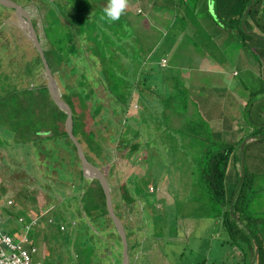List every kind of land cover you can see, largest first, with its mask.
<instances>
[{
	"label": "trees",
	"instance_id": "1",
	"mask_svg": "<svg viewBox=\"0 0 264 264\" xmlns=\"http://www.w3.org/2000/svg\"><path fill=\"white\" fill-rule=\"evenodd\" d=\"M30 1H40L46 7L44 15L46 23L43 24L44 36L41 47L53 76L62 87L61 96L71 107L73 134L81 144L85 143L87 149L95 154L99 162L84 150L87 159L98 167L101 162L110 161L109 152L112 149L102 145L101 141L106 138L101 137L100 133L97 136V131L88 128L90 125L97 126L95 115L103 112L101 119L107 120L104 127L108 130V138L111 141H117L120 145H129L134 144L135 139L141 136L134 127L128 125V123L134 122L126 117V111L133 100L134 92L138 95L137 99L135 98L136 102L142 101L143 96L146 99L154 98L150 104H157L159 101L158 109L162 105L170 108V103L175 97L186 99V87L180 84L179 77L174 73L172 76L162 75L166 71H172L168 58L163 57L167 60L165 66L159 63L162 54L159 58L155 57L154 60L151 58L154 57L152 50L157 47L161 39H166L177 32L181 34L179 40L181 39L184 26L193 25L191 15L204 13L205 16L212 18L217 26H220L222 32L220 35H223V39L230 41L226 45H236L238 50L247 49L248 60L251 64L255 63L254 69L259 67V69L256 68L259 74L249 76L250 69H248L249 72L247 70L242 72L241 61H238L239 65L235 71H237L236 78L239 84L244 85L241 78L246 80L251 78L255 81L253 89L249 91L248 98L245 94H240L245 97L241 115L246 119L248 126L252 128L253 131L249 135L254 139L245 143L243 149L238 152V145L245 140L247 135L237 141L234 140L237 131H231L229 123L232 111L225 108L229 103L235 106L236 101L229 90L213 86L214 88L204 89L208 91L209 98L207 102L201 103L210 105L211 111L217 109L218 114H212L210 119L224 118L222 113L228 111L229 118L225 117L224 122L225 124L229 123L230 128H223V133L220 135L217 134L219 132H216L218 138L214 137L215 133L203 115L204 108L202 110L196 108L195 115L199 116V122L196 120L194 126L190 125L187 128L185 125L173 128L177 133L180 132L183 136L182 140L170 142L168 149L162 151L165 156L163 160L159 158L160 151H156L152 158L158 159L157 162L161 165V169L170 170L173 166L180 169V189H185V195L181 192L180 196L183 198L179 201L185 205L175 208L177 216L179 211L184 217L194 212V215L197 216L208 215L215 224H219L220 232L216 230L214 240L211 241L213 253L211 252L209 257L210 264H264V74H260L264 72V0H150L152 5L158 8L157 10L167 11L168 14L165 23H160L162 29L153 24L150 31H141L131 25V13L128 10L117 22L94 23L91 22L92 19H83V12L86 13L87 18L90 11L77 10L82 5L85 7L81 0H69L67 4H64L66 3L64 0H26L21 4L25 6ZM98 1L93 0L91 4L94 5ZM107 2L108 0L101 3L103 8L106 7ZM138 5L143 6L144 4L141 2ZM196 5H204L206 11H195ZM102 11H97L96 14L100 13L101 16ZM178 12L180 15L176 17V20L180 22L181 26L176 32L173 30L176 25L173 16ZM32 22L36 29L35 22ZM192 31H196L194 35H197L198 38L193 41L200 52L203 50L211 56L219 58V61L225 60L226 63H229L227 57L214 43L213 37L204 32L201 36V30L193 29ZM186 32L189 33L190 30ZM38 38L41 40L39 34ZM78 58L81 60L82 66L74 62ZM223 65L221 66L225 68ZM23 67L22 80H26L28 75L31 83H34L33 85L11 83L6 75L7 79L5 78V80L8 83L5 84L7 87L5 84H0L2 91L0 93V125L7 129L4 135H9L7 137L17 140L16 144L20 146H25L28 143L26 141L31 139V143L36 146L34 153L45 152L48 156L47 167L55 169L53 163L62 160L60 157H55L49 150L41 148L45 142H48L47 139L54 146L50 150L56 151L61 146L68 155L70 153L75 155L74 159L70 161L72 166H80L75 145L64 127L66 114L52 100L46 81H40L37 76L39 67L43 68V65L35 48L32 59ZM228 68L230 69L232 66ZM159 75L165 78L163 84L167 89L169 87L171 90L176 89L173 95L165 97L164 93L160 94L156 91L154 83ZM97 84H101L109 96V110L96 95L94 86ZM238 88L241 86L239 85ZM226 91H229L227 96ZM176 105L178 106V103L174 102L173 107ZM205 109L208 110L206 106ZM108 111L115 118L114 122L108 121L106 117ZM145 116L148 119L142 120H149V123H153L149 115ZM177 116L179 115L176 114L173 118L176 119ZM176 121L175 125L181 121V117L180 121L177 119ZM112 124L115 125L113 129H111ZM41 132L47 134L40 136ZM230 132L232 135L229 134ZM193 141L199 144V151L192 155L191 142ZM143 161L146 162L147 158H143ZM239 162L240 166H237ZM74 171H71L73 176H80L82 180L87 181L85 185L80 186V190L75 189L76 187L73 188L78 193L81 191L80 195L78 193L70 194L72 195L71 200H74L75 203L77 200L79 202L70 210V217L64 212L55 213L56 210L50 217L49 215L42 216L46 219H41L39 216L37 222L45 220L47 224H51L56 221L58 229L61 227L65 229L66 218L67 221L76 223L77 221H73V218H76L79 215L77 211L81 213V210L90 218L100 219L99 223L102 222L104 216H108L111 220L107 214L105 197L99 181L95 178H86L81 167L78 168L77 173ZM192 172L197 174V178H193L192 181L197 186L196 195L193 193L191 185L186 182L188 179H182L183 174L188 176ZM148 176L149 180L142 179L144 181L142 184L134 182V191L139 197L149 196L148 199L151 201L152 194L148 188L156 187L159 177L152 175L146 177ZM121 187L124 198L135 199L134 194L127 187L125 188V185H121ZM70 195L66 199H69ZM30 198L34 200L33 197L30 196ZM112 200L114 202V199ZM175 202L174 204L178 205L179 202L177 200ZM188 204H191L194 209L186 208ZM205 205L214 207L207 206V210H204L206 209ZM2 210L7 214L0 217V236L10 237L13 243L22 244L29 251L36 244L35 233L32 237V227H36L37 222L26 231L25 226L27 221L30 222V218L25 213L22 212L21 216L20 211L18 215V209L15 206L11 209L2 208ZM12 215L16 218L13 220L14 225L10 227L7 219ZM168 215L173 216V211L169 210ZM157 217H161V215ZM17 223L21 224L22 229H17ZM173 224L171 233L174 229ZM113 227L114 225H111L110 228ZM110 228L108 232L112 234ZM25 231L26 234H24ZM25 235L26 239L23 240ZM117 236L121 242L119 234ZM1 246H5V244L1 242ZM128 247L129 253H131L132 244H128ZM5 249L9 250L8 247ZM77 250L76 257L83 254V247L80 243ZM119 257L121 258V253ZM205 261L206 259L203 260L204 263Z\"/></svg>",
	"mask_w": 264,
	"mask_h": 264
},
{
	"label": "rangeland",
	"instance_id": "2",
	"mask_svg": "<svg viewBox=\"0 0 264 264\" xmlns=\"http://www.w3.org/2000/svg\"><path fill=\"white\" fill-rule=\"evenodd\" d=\"M13 1L21 4L26 0ZM81 1L85 4V7L82 5L77 10L90 11L87 14L89 15L87 18L86 13L83 12V19H92L91 22L99 23L101 21L100 13L96 14V12L102 11L103 6L101 3H104L106 0H99L94 5L91 4L93 0ZM64 2H66L64 4H67L69 0H64ZM141 2L143 4L148 3L147 0H141L140 2L138 0H130L128 11L131 13V25L141 31H150L153 24L161 28L160 23L164 24V21L167 19V11H157L152 8L144 9L143 6L138 5ZM23 7L28 12L31 21L35 22L42 42L44 36L43 24L46 23L44 17L46 12L45 5L40 1H30ZM195 11L205 12L206 10L204 5H196ZM179 15L180 12L173 16L175 20ZM130 18L128 19L130 20ZM191 20L193 25L184 26V33L180 40L179 36L181 34L177 30L181 25L176 20L175 29L173 30L177 33H173L168 38L166 37V39H161L157 47L152 50L153 54L151 52L152 56H154L151 58L152 60L155 57L159 58L162 54L161 58H159L160 65L165 66L167 63L165 59L166 57L168 58L172 71H166L162 75L169 74L172 76L173 73L176 74L179 77L180 84L186 87V99L175 97L170 103V108L162 105L158 109L160 105L159 101L157 104H150L154 98L146 99L143 96L142 101L138 100L136 102L138 95L134 92L132 95L133 100L126 111V117L134 122L132 124L128 123V125L134 127L141 135L140 138L137 137L135 139L136 142L134 144L120 145L119 142L111 141L108 138L109 132L104 127L107 120L101 119L102 111L94 117L97 126L90 125L88 127L92 131H97V136L100 133L101 137L106 138V140L103 139L101 141L102 145L112 149L109 152L110 161L101 162L100 168L107 176L114 204L119 205L120 203L121 205L117 207L116 213L119 216L121 214L120 218L125 227L128 244H132L129 257L130 264H210L211 262L209 260V257L213 253L211 247L213 243L211 241L214 240L213 237L216 230L220 232L219 224H215L208 215L197 216L194 215V212L184 217L181 211H179L180 213L177 216V209L175 208L185 205L179 201L182 198L180 196L181 192L185 195V189H180V169H177V166L171 167L170 170L167 168L161 169V165L157 162L158 159L152 158L156 151H160L159 158L163 160L165 156L162 151L168 149L167 147L170 142L172 140L177 142L182 140L183 136L173 128L183 127V125L186 126L185 128L190 125L194 126L196 120L199 122V116L195 115L196 108H199V110L204 108L203 115L209 126L212 127L215 133L214 137L218 138L217 134L221 135L223 128H230L229 123L231 124V131H237L235 141L247 135L245 140L241 141V144L239 142L238 152L243 149L242 147L245 143L254 139V137L249 135L253 131L252 128L248 126L246 119L241 115L245 105V97H242L240 94L243 93L248 98L249 91L253 89L255 81L251 80V78L250 80L241 78L244 85L239 84L236 78L237 71L235 70L239 65L238 61H241L242 72L243 70L249 72L248 69H250L249 76H257L259 71L256 68L259 69V67L254 69L255 63L251 64L249 62L246 48L238 50L236 45H226L230 41L223 39V35H220L222 33L220 26H217L212 18L210 19L201 12L200 15H191ZM193 29L201 30V36L204 32L208 36L213 37L214 43L222 54L227 57L226 59L229 60L230 65L225 60L219 61V58L211 56L208 52H204L203 50L200 52L193 41V39L198 38L197 35H194L196 31H192ZM188 30H190L189 33L186 32ZM185 39L186 41L184 42ZM209 42L212 44L211 41ZM33 53L34 47L28 36L25 24L23 25L20 22L13 8L0 5V84L4 85L9 81L19 85H25L26 83L30 86L33 85L34 83H31L28 75L26 80H22L21 78V75L23 76V66L25 63L30 62ZM74 62L82 66L79 58L75 59ZM231 66L232 68L229 69L228 67ZM260 74L263 75L264 72ZM5 75L8 81L5 80ZM37 76L40 81H46L43 68L39 67ZM241 77L244 76L241 75ZM164 81L165 78L163 76H157L154 83L156 91L160 94L164 93L165 97L173 95L176 89L171 90L170 87L167 89L163 84ZM57 84L61 92L62 87L58 81ZM239 85L241 88H238ZM5 86L7 87L6 84ZM213 86L224 87L226 90H229L236 101L235 106L229 103L225 107L232 111V118H230V122L227 124H225L224 119L225 117L229 118L228 111L222 113L225 116L224 118L210 119L212 114H218L217 109L211 111V106L204 104L208 109L206 110L203 103H201L203 101L207 102L209 98L208 91L204 89L214 88ZM94 88L100 101L109 110V96L105 93L102 85L97 84ZM229 91H226V96ZM203 96L204 98L202 99ZM174 102H177L178 106L173 107ZM181 107L182 109H180ZM219 113L221 114V112ZM176 114L181 117V121L179 116L176 117L180 121L177 125H175L176 119L173 118ZM145 115H149L153 123H149V120H142L148 119ZM106 117L108 121H115V118L109 111L106 112ZM114 126L112 124L111 129ZM168 127L170 129H167ZM6 131L7 129L3 125H0V185L10 187L8 192H2L4 194L2 195V199L11 198L14 206L18 209V215L21 211V216L22 212L25 213L30 218V221L33 219V221H37L39 216H41V219H46V217L42 216L49 215L50 217L56 210L55 213L61 214L64 212L70 217V210L75 204H79L78 200L76 203L74 200H71L72 195L70 194H77L78 191H74L73 188L76 187L75 189L80 190V186L85 185L87 181L82 180L80 176H73L71 173L74 170V173H77L80 167L78 165H74L73 167L70 163L75 155L73 153L68 155L66 150L61 146L56 151L50 150L54 146L47 139L48 142H45L40 147L49 150L55 157L62 159L57 163H53L56 167L55 169L47 167L48 156H46L45 152L34 153L36 146L34 143H31V139L26 141L28 143L25 146H20L16 144L17 140L7 137L9 135H4ZM216 132L219 133L216 134ZM46 134L45 132H41L40 136ZM229 134L232 135L231 132ZM229 134L228 137H230ZM199 138L201 140L200 136ZM191 144V154L198 153L199 144L195 141L191 142ZM82 146L89 156L99 162L95 154L87 149L85 143H82ZM143 158H147V161L144 162ZM237 166H240V162ZM147 175L159 177L156 187H152V189L148 188L149 191H152L150 192L152 194L151 201L148 199L149 196H145L148 200L136 197L135 202L128 204L127 199L123 196L124 192L121 185H125V188L127 187L133 193L132 190H135L134 182L142 184L144 182L142 179L149 180L150 177H146ZM185 178L188 179L186 182L191 185L192 191L196 195L197 186L192 181L193 178H197V174L194 172L188 176L183 174L182 179ZM80 192L78 193L79 195L81 194ZM69 195L70 198L66 199ZM30 196L34 200L30 198L31 201H29ZM176 200L180 204H173ZM194 200H196L195 197ZM205 206L206 209L204 210H207V206L214 207L212 205ZM186 208H189V210L194 209L191 204H188ZM169 210L173 211V216L168 215ZM1 211V216H6L7 212ZM77 213L79 215L73 218V221H77L76 223L67 221L66 218L64 221L65 229H58L56 221L47 224L45 220H39V226L32 227V234L34 231L39 234L44 232L46 240H49L47 244L48 249L45 247L44 251H42L43 247L41 246L45 245V241L42 238L41 240L38 239L39 241L37 240L38 243L36 245H40V254H45V251L47 252V255L42 259V264H121L119 256L122 251V244L114 227L110 228L113 224L108 216H104L102 222L99 223L100 219L90 218L83 210H81V213L78 211ZM159 215L161 217H157ZM55 219L57 220L56 217ZM13 220L14 218L10 221L13 222ZM26 224L33 225V223H29L28 221ZM172 224L174 225V229L171 233ZM17 225V229H22L20 223H17ZM46 225L48 226L47 230ZM109 228L112 230V234L108 232ZM79 243L83 247V254H79L76 257L75 253L78 251L77 247ZM205 259L204 263L203 260Z\"/></svg>",
	"mask_w": 264,
	"mask_h": 264
},
{
	"label": "water",
	"instance_id": "3",
	"mask_svg": "<svg viewBox=\"0 0 264 264\" xmlns=\"http://www.w3.org/2000/svg\"><path fill=\"white\" fill-rule=\"evenodd\" d=\"M0 4L6 7H9V8H13V10H15L16 14L18 15V18L21 19L24 22L25 26L27 27L28 36L30 37L32 45L36 49V51L38 52L42 60L43 72H44V77L46 80V86H47L48 92L52 100L66 114V117L64 120V127H65V130L69 138L75 145L76 154L79 158L80 167L82 169L83 175L88 179H91V178L97 179L103 189L107 213L110 216L112 223L114 225V228L119 234L121 243H122L121 264H129L128 243H127V238H126V232H125L123 222L121 221L119 216L115 213L113 203H112L110 185L107 180V176L103 173L101 168H99L97 165H95L94 163L90 162L87 159L82 144L79 142L78 138L73 134L71 107L61 96L58 84L47 63V60L43 53V49L41 47V42L39 41L38 34L34 28V25L30 19V16L21 4L13 0H0Z\"/></svg>",
	"mask_w": 264,
	"mask_h": 264
},
{
	"label": "built area",
	"instance_id": "4",
	"mask_svg": "<svg viewBox=\"0 0 264 264\" xmlns=\"http://www.w3.org/2000/svg\"><path fill=\"white\" fill-rule=\"evenodd\" d=\"M12 200H7V206H11ZM34 220V219H33ZM30 221L33 225L36 221ZM29 222V223H30ZM32 225L27 224L25 226L26 231L30 229ZM63 227H61L62 229ZM26 231L24 234H26ZM26 239V235L23 237V240ZM1 242L5 244V246H1ZM8 247V251L5 249ZM36 252V247L32 246L30 250L26 249L19 243H13L11 238L8 236H0V264H39L36 261H33V253Z\"/></svg>",
	"mask_w": 264,
	"mask_h": 264
},
{
	"label": "crops",
	"instance_id": "5",
	"mask_svg": "<svg viewBox=\"0 0 264 264\" xmlns=\"http://www.w3.org/2000/svg\"><path fill=\"white\" fill-rule=\"evenodd\" d=\"M143 8L144 9H149V8H152L153 10L154 9H158L156 6H153L152 5V2L151 1H149L147 4H144L143 5ZM158 11V10H157ZM20 22L24 25V22L20 19ZM35 27V26H34ZM36 30V29H35ZM36 32H37V34H39L38 33V31L36 30ZM40 42H41V40H39ZM3 167V166H2ZM12 187V186H11ZM9 188L10 187H6V186H4V185H0V213H1V210H2V208H12V207H14V202H13V200L11 199V198H4V199H2V195H4V194H2V192H8V190H9ZM132 192L134 193V198L135 199H133V200H130V199H128L127 200V202H128V204H130L131 202H135V200H136V197H138V198H142V199H146L147 200V198L145 197V196H137L136 194H135V191H133L132 190ZM148 196V195H147ZM183 198V197H182ZM8 199H11L12 200V205L11 206H7L6 205V201L8 200ZM174 203H176V202H173V204ZM179 204V203H178ZM118 206H121L120 205V203H119V205L117 204H114V202H113V207H114V210H115V212H116V210H117V207ZM17 209V208H16ZM7 214V213H6ZM9 215V214H8ZM121 215V214H120ZM185 217H187V216H185ZM12 218H14V220H15V218L16 217H13V215L12 216H10V218H8L7 220L9 221V226L10 227H12L13 225H14V223L12 222V221H10ZM39 222V221H38ZM38 222H37V226H39V224H38ZM46 230H47V225H46ZM34 233H35V238H36V244L38 243L37 242V240L38 239H40L41 240V238L45 241V245H42L41 247H43V250L42 251H44L45 250V247L48 249V247H47V244H48V242H49V240H46V235H45V233L44 232H42V233H38V232H35L34 231ZM176 233V232H175ZM174 233V234H175ZM32 237H33V234H32ZM48 239V238H47ZM39 241V240H38ZM35 244V247L37 248V252L35 253V255H33V257H34V259L39 263V264H42V259H43V257L44 256H46L47 255V252L45 251V254H40V252H39V247H40V245L38 244V245H36ZM128 256L130 257V253H129V249H128ZM130 259V258H129ZM129 264H130V260H129Z\"/></svg>",
	"mask_w": 264,
	"mask_h": 264
},
{
	"label": "clouds",
	"instance_id": "6",
	"mask_svg": "<svg viewBox=\"0 0 264 264\" xmlns=\"http://www.w3.org/2000/svg\"><path fill=\"white\" fill-rule=\"evenodd\" d=\"M130 5V0H108L106 7L103 8L102 15L100 16L101 21H106L108 23H114L121 19V17L126 13ZM33 23V22H32ZM34 25V24H33ZM35 28V27H34ZM100 168V167H99ZM152 189V187L150 186ZM152 192V191H150ZM113 203V200H112ZM116 213V212H115ZM108 214V213H107ZM117 214V213H116ZM118 215V214H117ZM1 217V213H0ZM120 218V217H119ZM121 219V218H120ZM122 221V220H121ZM37 222V221H36ZM123 222V221H122ZM36 224V223H35ZM124 225V224H123ZM125 228V227H124ZM127 238V237H126ZM128 243V241H127ZM35 247V246H34ZM129 248V247H128ZM37 252V248H36ZM35 252V253H36ZM33 253V255H35ZM33 261L34 257H33ZM37 262V261H36Z\"/></svg>",
	"mask_w": 264,
	"mask_h": 264
}]
</instances>
